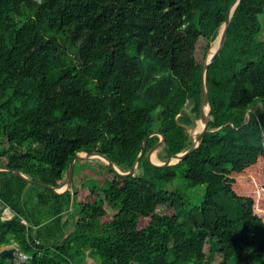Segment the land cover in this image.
<instances>
[{
	"label": "trees",
	"instance_id": "16d2710c",
	"mask_svg": "<svg viewBox=\"0 0 264 264\" xmlns=\"http://www.w3.org/2000/svg\"><path fill=\"white\" fill-rule=\"evenodd\" d=\"M234 1L0 0V166L58 187L91 147L122 172L152 132L165 137L160 161L188 150L205 59ZM261 17L264 0H240L234 10L206 74L210 131L179 162L188 169L217 165L226 144L251 141L264 158ZM152 106L157 113L136 127ZM160 139L150 137L146 151ZM142 161L150 166L146 154ZM104 166L123 185L92 184L96 203L78 211L74 197L86 183L56 193L0 170V250L16 242L28 257L0 256V264H233L235 250L264 264V221L227 216L213 197L224 185L194 193L182 179L122 177ZM105 204L114 211L108 221ZM136 206L151 211L146 229ZM4 207L14 212L9 220Z\"/></svg>",
	"mask_w": 264,
	"mask_h": 264
},
{
	"label": "rangeland",
	"instance_id": "374dc122",
	"mask_svg": "<svg viewBox=\"0 0 264 264\" xmlns=\"http://www.w3.org/2000/svg\"><path fill=\"white\" fill-rule=\"evenodd\" d=\"M261 22L264 25V17H261ZM217 41L218 38L215 43ZM215 43H212L211 47ZM205 44V42L200 43L198 48L199 56L202 59L204 58ZM211 50L212 48L209 49L207 56ZM156 108V106H152L138 114L135 122L136 127L143 129L148 113L156 114L158 111ZM187 110L189 111V108ZM198 120L188 126L192 137H195V126L200 129L204 126V122L197 125ZM91 149L86 151V153L95 151L93 147ZM158 151L159 149L154 152L157 160H159L157 157ZM104 163H106L104 159L99 156H91L77 163L70 190H73L74 182L78 185L86 183L88 186L78 189V193L74 197V204H77L76 207H73L75 211L81 208L80 204L94 205L96 203L98 199L97 193L89 188L92 184H97L101 188H106L112 183L123 185L120 179L108 171ZM136 174L144 177L168 179L170 181L182 179L194 193H205L207 192L206 184L219 183L224 185L226 189L219 190L217 191L218 193L214 192L213 197L217 203L222 205L223 211L225 210L227 216L238 220L241 225L249 221L250 214H256L264 221V158L251 141L243 144H226L217 158V165L215 166L208 165L188 169L183 164L176 163L168 167H156L151 164L149 166L142 161L137 166ZM230 194L233 195L232 198L229 196ZM34 203L35 199L33 200ZM238 203L241 204V207L239 205V207L234 208V204L238 205ZM104 208L106 212L103 220L108 221L112 218L114 211L107 204L104 205ZM133 210L136 218L140 221V228H148L152 215L151 211H144L137 206L133 207ZM206 249L209 251V247ZM229 258L233 264H251L252 262L251 258L242 254L239 250L232 252ZM21 261L20 259L19 262ZM86 264L97 263L89 258Z\"/></svg>",
	"mask_w": 264,
	"mask_h": 264
},
{
	"label": "water",
	"instance_id": "95a60500",
	"mask_svg": "<svg viewBox=\"0 0 264 264\" xmlns=\"http://www.w3.org/2000/svg\"><path fill=\"white\" fill-rule=\"evenodd\" d=\"M239 2H240V0H235L232 3V5L228 11L226 21L224 22V24L221 27V31H220V34L218 36V41H217V45L215 47V50L212 52L211 55H208L206 60H205V63H204L203 69H202V78H201V107H200V118H199V119H202L204 121V128L200 134L193 137L192 145L188 150H186L184 152L177 153V154H173V155L169 156L168 158H166L164 161L154 162L152 160V155H154V152L157 149H160L164 145L165 137H164V135H162L159 132H152L144 139V141L142 143L141 151H140L139 155L137 156V158L133 164V167L128 172H122L108 157H106L102 153L98 152L97 150L90 152V153L80 152L74 156V158L72 159V161L70 163L67 180L62 185H60L58 187H54L52 185L46 184V183L41 182V181H35L34 179H31L30 177L26 176L24 173H22L18 170L8 168V167H1L0 166V170L11 171V172L15 173L16 175L20 176L22 179H24L28 184H38V185L44 186L46 188H49L56 193H64V192L68 191L72 185L76 162L80 161V160H84V159L91 157V156H99L102 159H104V161L109 165L110 169L114 173H116L117 175L122 176V177L134 176L136 174L137 166L145 154H146L148 162L151 165L156 166V167H168V166H171L173 164L179 163L182 160H184L188 154H190L192 151H194V149H196L201 144L204 136L210 131L209 130V122H210L211 106L209 104L208 91L206 88V74H207V70H208L209 66L214 62L215 57L220 52V50L222 49V47L225 43L232 15H233L234 10L236 9L237 5L239 4ZM206 107H208V114H207V117L205 118L203 116V111ZM154 135H159L161 137V139L157 144H155L148 151H146V143H147L148 139ZM20 254H21V252L19 251V249L15 248V247H8V248L0 250V256L3 258H7L9 260H16V261L20 260V258H21Z\"/></svg>",
	"mask_w": 264,
	"mask_h": 264
},
{
	"label": "bare ground",
	"instance_id": "6f19581e",
	"mask_svg": "<svg viewBox=\"0 0 264 264\" xmlns=\"http://www.w3.org/2000/svg\"><path fill=\"white\" fill-rule=\"evenodd\" d=\"M214 43H215V42H214ZM216 45H217V42L215 43V45H214L213 47H211L212 50L210 51L209 55H211L212 52L215 50ZM207 114H208V107H206V108L204 109V111H203V116L206 118V117H207ZM203 122H204V121H203L202 119H199L198 122H197V125H198V124H201V123H203ZM203 128H204V126H203L201 129H200L199 127L195 126V136H197L198 134H200L201 131L203 130ZM152 160H153L154 162H159V160H157V159L155 158V155H152Z\"/></svg>",
	"mask_w": 264,
	"mask_h": 264
},
{
	"label": "built area",
	"instance_id": "2783aa9c",
	"mask_svg": "<svg viewBox=\"0 0 264 264\" xmlns=\"http://www.w3.org/2000/svg\"><path fill=\"white\" fill-rule=\"evenodd\" d=\"M14 216V212L9 208V207H4L3 208V212H2V218L4 220H9L11 219L12 217ZM25 222V221H24ZM22 261H25L28 259L27 256L25 255H21V258H20Z\"/></svg>",
	"mask_w": 264,
	"mask_h": 264
},
{
	"label": "crops",
	"instance_id": "0c3cea01",
	"mask_svg": "<svg viewBox=\"0 0 264 264\" xmlns=\"http://www.w3.org/2000/svg\"><path fill=\"white\" fill-rule=\"evenodd\" d=\"M0 207H2L1 203H0ZM8 247H15V248L19 249V251H20L19 245H18L16 242H12V243L9 244V245H4V246H2L1 250H2V249H5V248H8ZM20 252H21V251H20ZM20 255H24V254L21 252ZM88 260H89V258H87V261H88ZM14 261H15V262H19V260H18V261L14 260Z\"/></svg>",
	"mask_w": 264,
	"mask_h": 264
}]
</instances>
